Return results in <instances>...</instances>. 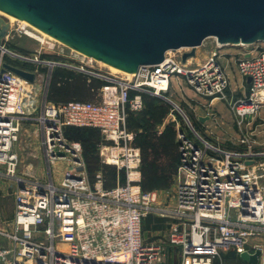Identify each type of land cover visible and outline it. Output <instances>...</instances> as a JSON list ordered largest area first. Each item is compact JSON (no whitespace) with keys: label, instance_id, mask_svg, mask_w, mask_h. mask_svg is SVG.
<instances>
[{"label":"built area","instance_id":"1","mask_svg":"<svg viewBox=\"0 0 264 264\" xmlns=\"http://www.w3.org/2000/svg\"><path fill=\"white\" fill-rule=\"evenodd\" d=\"M10 32L8 25L0 70L10 64L34 73L35 81L0 72V179L15 184L14 216L0 221V264H164L162 244L143 238L147 215L175 221L169 242L180 246L178 264H213L226 252L239 256L257 250L258 264H264V149L243 130L264 112V42L222 45L208 38L201 47L207 40L213 47L200 64L182 63V53L167 52L161 63L139 68L130 79L92 72L88 64L94 61L82 56L86 64L76 71L107 82L99 101L54 104L40 101L34 89L37 70L6 61V54L17 59L5 47ZM230 48L242 50L223 53ZM29 62L57 64L37 58ZM174 82L201 97L205 117L213 122L212 101L227 103L240 135L232 148L213 143L207 126L201 135L172 106L185 128L176 127L180 161L169 208L159 205L157 191L140 189V154L126 119L129 112L143 109L142 94L167 98ZM235 91L241 96L238 92L229 100ZM25 122L35 124L40 135L44 177L28 168L16 175L19 159L13 147ZM67 127L97 129L101 163L123 170L125 184L105 190L97 173L90 185L81 145L65 137ZM60 163L66 167L55 175L52 167Z\"/></svg>","mask_w":264,"mask_h":264},{"label":"water","instance_id":"2","mask_svg":"<svg viewBox=\"0 0 264 264\" xmlns=\"http://www.w3.org/2000/svg\"><path fill=\"white\" fill-rule=\"evenodd\" d=\"M0 11L130 73L161 63L167 52L188 50L181 54V62H190L208 38L222 45L264 42V0H0ZM7 28L0 18V47ZM6 71L30 84L35 81L34 73L4 63L0 72ZM259 255L257 250L239 258L258 264Z\"/></svg>","mask_w":264,"mask_h":264},{"label":"trees","instance_id":"3","mask_svg":"<svg viewBox=\"0 0 264 264\" xmlns=\"http://www.w3.org/2000/svg\"><path fill=\"white\" fill-rule=\"evenodd\" d=\"M20 66L32 68L29 63H21ZM105 85L107 82L91 75L55 69L50 77L46 100L54 104L73 101L93 102V100L95 101L93 97H96V94ZM133 94L131 92L130 96ZM142 100L143 109L136 113L129 112L126 119L128 130L134 134L132 146L138 149L140 154L139 186L144 192L168 190L173 185L180 161L176 127L175 124L169 123L161 132H158L156 128L164 122L169 114L176 115V118L181 122L182 120L171 104L163 99L142 94ZM192 126L197 132L201 130L200 122L195 118ZM64 135L70 141L78 142L81 145L85 172L90 185L95 182L97 173L101 174L102 186L105 190L125 184L123 170L118 171L114 166L101 163L97 150L100 144V134L97 129L67 127L64 130ZM151 216L147 215L142 219V232L144 224L150 221ZM229 255L236 256L238 262L245 264L234 253H229ZM220 258L225 257L221 255Z\"/></svg>","mask_w":264,"mask_h":264},{"label":"rangeland","instance_id":"4","mask_svg":"<svg viewBox=\"0 0 264 264\" xmlns=\"http://www.w3.org/2000/svg\"><path fill=\"white\" fill-rule=\"evenodd\" d=\"M0 18L5 22L10 25V34L8 37V40L5 42V47L14 54L25 56L30 60H34L37 58L39 61H47V62H52V63H57V64H64L67 66L71 67H76L79 66L81 62L86 64V60H82V56L78 55V53L68 49L67 47L63 45H58L55 43V46L48 47L47 42L49 41L47 38L44 40V43L38 40V38H33L30 37L29 35H26L25 30L21 29V25L18 22H10L9 19L3 14L0 13ZM3 40V39H2ZM3 42V41H2ZM207 44H205L203 47H200L198 55L195 57L194 61L191 62L192 65H196L200 63L203 59L206 60L209 57V54L211 53V47H213L212 40H207ZM50 43V42H49ZM242 50L241 48H236V49H225L223 53L230 55L234 51H239ZM186 50H179L176 52L177 55L183 53ZM6 61H10L11 63L17 65L18 63L21 65L24 63H29L31 64L32 68H29L30 70H37L39 72V77L37 78L36 85L34 86L35 91L38 92V97L40 101H42L43 98H46L47 96V90H48V84L50 81V77L55 69H63L64 71L66 70H71L74 72H77L76 70L70 69V68H65L62 66H50L48 64H37L35 62H29V61H21L18 59H15L9 55H5ZM203 60V61H204ZM17 62V63H16ZM84 64V65H85ZM89 70L92 72H101L105 73L106 75H111L117 78H125V79H130V76H123L121 74H116L110 71L107 67L101 65L100 63L96 62H91L88 64ZM105 67V68H104ZM228 71L230 74H232L233 70L231 66H228ZM239 81H235V84L239 85ZM244 91V90H243ZM239 91L235 92H230L228 94L229 100L235 99L236 94ZM241 92H239V95ZM166 97L171 101L175 102L174 104L177 105L182 112L187 116L189 121L194 123V118H196V115H201L205 113V109L201 106V97L196 95L191 91L190 88L183 86L181 84L177 85L175 82L172 84L171 90L168 91L166 94ZM95 102L99 101V93L96 94ZM233 98V99H232ZM218 104H213L215 105L212 110H217L218 107L222 109L220 116H223L224 114L226 116L225 119L223 120L227 123L226 125H229V128L226 129L227 131H215L213 136H210L207 138L213 143H218L219 145H222L227 148H232L233 144L236 143V139L239 137V131L236 128L235 124H231V112L228 109V105L225 102L218 101ZM232 102V101H229ZM215 103V102H214ZM203 104V103H202ZM178 116H180L181 121L176 118V115L173 118H169V121L174 119L175 121L178 122V126L185 128V123L178 111H175ZM220 113V112H219ZM261 118L262 119H257L255 123H253L251 126L244 127V132L250 137L256 141V143L259 145L258 147L260 149H264V112L261 113ZM176 122V123H177ZM181 122V123H180ZM24 125V124H23ZM21 126L19 135H18V141L16 143V149L19 157V163L17 166V171L16 175H20L21 172L24 171L25 168L32 167L36 169V167H33L35 163L30 160L31 157V147L28 144V138L25 134L24 129L31 128L30 126L26 125V127ZM201 135L202 132L201 130L199 131ZM253 134V135H252ZM252 135V136H251ZM191 138H194L193 135L191 134ZM217 139V140H215ZM217 141V142H216ZM99 156V154H98ZM100 158V157H99ZM33 162V163H31ZM43 163V162H42ZM66 163H60L57 164L56 166H53L52 169L54 171V174H57L58 168L64 169ZM41 166V162H40ZM4 169V167H0V170ZM37 172V171H35ZM40 176L44 177L45 176V171H44V164L42 165V168L39 171ZM14 192H15V184L13 180L11 179H0V221L1 222H7L10 220V218L13 216L14 212ZM160 202L161 207H167L169 208L173 207V189H171L167 193H163L160 195ZM171 202V203H170ZM170 203V204H169ZM165 204V205H164ZM172 221V220H170Z\"/></svg>","mask_w":264,"mask_h":264},{"label":"crops","instance_id":"5","mask_svg":"<svg viewBox=\"0 0 264 264\" xmlns=\"http://www.w3.org/2000/svg\"><path fill=\"white\" fill-rule=\"evenodd\" d=\"M200 63H198V64H200ZM237 81H239V80H237ZM95 101L93 100V102H95ZM203 102H205V101H203ZM173 103H175V102H173ZM213 104L216 105V104H218V102L216 100H213L212 101V108H214V106H215ZM201 105H202V102H201ZM202 106H204V105H202ZM212 108H211V111L216 115V121L213 122L212 120H209V119L205 120L203 123H201L199 121L200 125H201V132H202V130L204 128L203 126H207L208 129L212 133L211 136L214 135L215 131L221 130V131L226 132L227 131L226 126H227V128H229V125H226L227 123L224 121L225 119H227L226 116L224 114H222L223 116H220V114L222 112L221 111L222 109H220L218 107V111H217V110H212ZM205 115L206 114L196 115V117L197 118H199V117L205 118ZM230 115H231V119H232L231 124H233L234 120H233V117H232V113ZM170 117L173 118L174 116L172 114H169L167 116V118L164 120V122L161 125L157 126L156 129H157L158 132H161L164 129V127L167 124H169V123H173V124H175V127H178V122L177 121H175L174 119L169 121ZM197 118H195V119H197ZM223 118H224V120H223ZM26 125L31 127V128L24 129V130L26 131L25 134H26V136L28 138L27 139L28 140V144L31 147L30 160H32L35 163V165L33 167H36V169H34L32 167H29L28 169H32L34 171H37V173L40 175L39 171H40V169L42 168V165H43V163H42L43 160H42L40 135L37 132V127H36L35 124L29 123V122H25L23 126L26 127ZM215 140H217V139H215ZM16 143L14 144L13 151L18 156L17 149H16ZM18 159H19V157H18ZM33 162H31V163H33ZM40 162H41V166H40ZM173 185H174V180H173ZM173 185L168 190L157 191L159 193V196L162 195L163 193H167L171 189H173ZM172 205H174V198H173V204ZM13 216H14V212H13ZM13 216L10 218V220L13 218ZM150 218H151L150 221L147 224H144V227H143V238H144V240L146 242H154V243H161L162 244V246L164 248V251H163V262H164V264H178V263H180V260H181V249H180V246L179 245H175V244H171L169 242V235H170V232L172 231L171 228H173V227H171V225L173 223H175V221H173V220L170 221V219H163V218L159 219L160 217L157 216V215H152ZM223 255L225 257V258H223L224 260L222 258L217 259V260L214 261V264H242L241 262H238L236 256L232 257V256L229 255L228 252L223 253L222 256ZM242 262L245 263L244 261H242ZM245 264H247V263H245Z\"/></svg>","mask_w":264,"mask_h":264},{"label":"bare ground","instance_id":"6","mask_svg":"<svg viewBox=\"0 0 264 264\" xmlns=\"http://www.w3.org/2000/svg\"><path fill=\"white\" fill-rule=\"evenodd\" d=\"M0 13L3 14V16L7 17L10 22H18L21 25L20 28L25 30L26 35H29L30 37H33V38L36 37V38H38V40L40 39V41L42 43H44V40L47 38L49 40L47 43L50 42V43H55V44H58V45H63L65 47H67L68 49L78 53V55L83 56L84 58H88L89 60H92V61L96 62L97 64L100 63L101 65L107 67L113 73L121 74L123 76H130V77L132 76V73H130V72H126V71L117 69V68H115L113 66H110V65H108L106 63H103V62H101L99 60L93 59V58L81 53L80 51H78V50H76V49L64 44L60 40L56 39L55 37H53V36H51V35H49L47 33H45L44 31L38 29L37 27H35L34 25L28 23L25 20L19 19V18L15 17V16H12V15L4 12V11H0ZM262 95L264 97V93Z\"/></svg>","mask_w":264,"mask_h":264}]
</instances>
